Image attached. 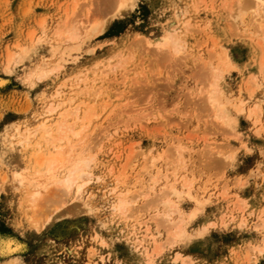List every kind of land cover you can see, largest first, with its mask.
<instances>
[{
  "label": "rangeland",
  "instance_id": "rangeland-1",
  "mask_svg": "<svg viewBox=\"0 0 264 264\" xmlns=\"http://www.w3.org/2000/svg\"><path fill=\"white\" fill-rule=\"evenodd\" d=\"M205 1L137 0L133 8L123 12L120 16L114 17L105 31L95 36L85 37L76 48H71L72 46L69 45L70 50L66 47L68 50L66 49V55L64 54L65 56L63 57V62L66 61L64 62L63 72L60 71L54 74V77L52 75L35 87L30 88L19 79L23 72L21 63L15 65L13 70L5 67L3 55L5 56L6 46L13 47L14 42L17 40L22 41L21 39H25V43L28 40L26 44L31 45L34 43V45H31V47H34L33 59L34 61L38 60L42 55L51 54L48 47L50 35L51 38H56L53 30L54 28L57 29L55 26H57L59 18H61L59 21L63 22L62 19L70 14L68 18L71 17L73 19V21L68 19L70 24L75 22L77 25L79 23L77 26L81 27L83 21V25L89 26V20L91 22L93 20L100 23L107 22L112 17L114 9H111L105 0H77L76 2L79 3L76 5H74L73 0H0V78L6 80L3 85H0V132L6 124L17 119H30L33 125H36L37 115L42 110V105L49 101L50 92L53 91L52 88H58L59 84L65 83L63 81L70 74L83 72L89 68L90 71L86 73L91 78L95 73L91 68H94L96 62H102L99 64L100 68L96 70V73H99L100 69L103 71V67L104 69L108 68V66H105L106 64L117 62L125 55H132L127 67L131 69V74L136 78L128 82L127 87L120 83L119 79L108 69L110 73L104 70L105 74H102V79H104L103 75H105L104 77H106L107 81L103 80V83L98 82V84L102 83L106 87V92H108V89L112 90V88H115V90L117 88L118 90L121 88L128 90L124 93V96H126V102L129 101L130 103L124 106L123 109H129L130 111H125L127 114L124 112L120 118L122 117L124 120L131 118L132 120L134 117L139 116V114L136 115L137 113L145 110H149L151 114L145 120L146 123L144 121L142 125L133 123L134 125L130 124V126L126 127L121 123L122 127L120 126L113 136H109V131L113 129V126L105 127V124H108L107 121H105L106 123H101V125L99 124L98 127L104 126L107 128L108 133L104 130L105 128L103 132L101 131L102 128L101 130L97 128L95 131V135H99L98 140L104 139L103 142L102 140L101 142L99 141L102 146L100 144L96 146L99 142H94L93 139H96L95 135L90 137L93 140L92 144L96 146V151L102 148L101 151L96 152L97 158H101L98 163L106 161L107 163L104 164L109 165L111 161L113 164L114 160L119 157L115 160V164L120 166V162L123 164L126 161L127 153L134 144L132 148H136V155L133 152L132 162L134 163L133 165L131 163L133 170L129 166L128 170H130L131 175L127 170L130 175L128 179L131 183L133 181L136 182L134 187L139 188L143 183L145 187L151 182L150 172H144L141 168L147 157L144 155V158L142 154H147L148 157L152 155L153 160L155 157H159V153H163V157H160L161 159H155L156 166H153L149 171L154 173L158 166L163 167L165 170L168 167L166 161L176 158L175 148H172L174 144L186 143L185 141L188 140L186 135L193 131L191 127L193 124L198 125L199 128L197 130L199 131H196L198 134H195L194 131V133H191L196 136L190 144L192 147L191 152L190 154L185 152V157L189 161L193 160L203 170V174L199 175L200 171L197 174L201 178L197 181L195 193L202 194L198 199L210 197L209 202L205 203L202 207L203 210L197 217L190 219L187 229L193 232V230H198L199 227L204 226L205 223L216 225V227L209 230L207 237L198 239L185 247L176 246L170 248L165 245L166 248L160 255L153 260H148L142 255L141 246H138L142 231L140 230L138 235L132 234L131 230L129 229V231L122 221L112 220V218L104 215L99 219L91 215H82L76 219H64L51 226L34 229L27 222L24 212L15 208L14 196L6 195L4 191L0 190V264H10L11 262L9 261L12 259L16 260L15 257L18 259L16 264H181V261L175 260L178 253L185 255L189 260L192 259V262L195 261L197 264H264V251L262 252L260 249L255 248L257 245L264 244V167H261V161L257 159L255 165L258 171H254L251 176L246 175L240 168L225 170L221 167L222 155H224V152L225 155L228 154L230 147L232 145L237 146V142L232 138L231 130L227 126L223 127V125L217 124L216 120L210 119L208 110H205L207 106L204 105L203 101L206 92V78H208L205 77L208 74H206V66H203L205 64L204 61L207 60V57H210L209 61L213 60L214 63H217L220 54H218V50L222 52V48L225 47L229 51V57L236 64V67H231L225 72L227 81L233 89V95L240 94L239 92L241 91V97L246 101V106L249 104L251 106L254 102H258L260 105L259 109L261 111L258 112V123L255 124L253 120L250 122L245 120L244 123L253 132L260 127L261 122L264 124V117L260 114V112L264 113V73L259 75L257 81L252 77V75L258 73L259 65L264 59V45L261 44L264 43V39L258 44L254 39L251 40L247 36H242L234 24L226 22L227 7L223 6L226 0ZM234 4L235 9L238 5ZM184 8H187L184 14L179 16L175 14L178 10H184ZM89 9H91V12H89ZM43 18L45 20L43 24L47 27L40 23ZM172 20L174 22L178 21L177 23L181 26L188 20L192 25L186 30L184 28L185 25H183L180 31V33L186 31L181 34L186 41L184 48L186 51L184 50L182 54L180 51L178 57H175L178 54L173 55L172 58H169V61L163 55L162 59L160 57L161 54L158 55L159 51L154 50L153 47L150 48L139 44L143 38L139 33H143L144 36H153L159 30L161 23L164 25ZM60 22L58 23L59 27L61 26ZM88 22L89 24H87ZM207 22H209V25L207 24L206 27ZM42 26L46 28L48 39ZM32 31H36L34 40L29 41L31 40L29 38ZM51 31L52 33H50ZM41 34L42 37L46 36L43 40L47 41L37 40V37L41 36ZM58 46L59 50H62V47L66 45L59 43ZM134 48L140 51L132 50ZM69 51L71 52L67 54ZM133 51L136 52V56ZM141 53L144 54L143 61L140 60L142 57L140 56ZM66 58L67 60H65ZM90 74L91 76H89ZM253 81L254 83L257 82L259 87L256 83L257 87L254 86ZM66 85H68V81H66ZM111 90L109 92L113 94L111 95L108 92V94L104 95L105 98H114L115 92ZM141 107L144 108L142 109ZM137 110L138 112L135 113ZM242 113L247 115L246 111ZM230 114L237 121V127L242 128L243 125L240 124V120L243 117L239 116L235 110H232ZM164 117L169 121L167 122L168 124L163 123L166 120L165 118L163 121ZM116 118L112 119L115 121ZM189 119L190 121H188ZM104 133L107 134L108 138H106ZM256 140L255 136L250 135L245 130L244 143H255ZM115 141L120 144L115 143ZM224 142H229L228 144L232 145L230 147L228 144H226L228 147L224 144L221 145ZM116 144L118 150L115 149ZM130 144L132 145L130 146ZM109 145L111 148H109ZM211 145H213L214 149ZM224 146L227 148H224ZM119 147L121 151H119ZM122 147L124 150H122ZM211 148L213 151L210 152L213 153L216 150L217 153L208 152ZM1 149H3V152L0 153V161L5 163L12 162L14 159L12 150L9 146L3 145L0 140ZM219 149L223 151L221 155H219L220 153L218 154V151L220 152ZM111 152H113V155ZM117 152H119V156L115 155ZM154 154L157 156L153 157ZM188 154L190 157H188ZM151 157H149V160ZM243 159L245 160L244 167L247 168L248 157ZM146 161L150 164L148 159ZM0 166L1 171L4 165L1 164ZM140 170H142L143 174L140 173ZM134 171H138L136 172L137 174L134 175ZM249 171L253 170L249 169ZM3 173L4 171L2 170L0 177ZM134 176H139L136 178L141 179V182L140 180H135ZM238 176L243 177L245 181L239 187L236 186ZM144 179L149 182L144 181ZM205 180L208 181V187L202 188L200 183L203 184ZM136 189L134 188V190ZM139 190L134 191V197L131 200L134 203L133 206L137 208L139 207L138 205L142 206L141 204L150 200L149 197L148 199H143L141 195H138ZM223 190L229 194L223 195ZM151 194L153 195L154 193L152 192ZM195 201L187 197L180 201V205L186 213H189L196 206ZM144 209L145 207L139 208V211L143 212L142 210ZM146 209L144 210L145 213L140 214L146 215L149 211ZM149 212L155 213V208ZM102 220L106 226H104L105 224L99 226ZM155 224L154 222L153 225ZM96 229H101V235L97 239L95 238ZM160 230L164 231L163 227ZM101 237L106 242H100ZM161 239L163 240L164 238L161 237ZM7 241L17 243L19 247L15 250L1 249V244H5ZM7 260H9V263Z\"/></svg>",
  "mask_w": 264,
  "mask_h": 264
},
{
  "label": "bare ground",
  "instance_id": "bare-ground-1",
  "mask_svg": "<svg viewBox=\"0 0 264 264\" xmlns=\"http://www.w3.org/2000/svg\"><path fill=\"white\" fill-rule=\"evenodd\" d=\"M73 1L74 5L79 3L76 2L77 0ZM105 1L106 3H108V6L111 9H114L112 17L107 22L100 23L99 21L95 20L91 22L88 19L90 25L86 26L82 24L84 22L81 20V27H78L77 25L79 23L77 25L75 24V22L74 24H70L69 20L72 18H68V15L70 14H65L67 17L62 19L63 22L59 21L61 18L58 19V21L61 23V26L59 27V22L57 21V26H55L57 27V29L54 28L53 30V32L55 31L54 36H56V38L53 39L50 35V43L48 42V47L51 52L50 55H42L40 58H38V60L36 59L34 61V47H31V45H34V43L32 42L33 44L31 45L26 44L28 43L27 38L26 43L24 41L25 39H21L22 41L17 40L16 42H14L13 47L6 46L5 56L3 55V62L5 64V67L7 69L13 70L15 65L21 63L23 72L19 76V79L30 88L35 87L41 81L51 77L52 75L54 77V74L59 73L60 71L63 72V67L65 64L64 62H66H63V57L66 55V49H70L69 45L72 46L71 48H76L85 37L95 36L96 34L105 31L114 17L120 16L123 12H126L128 11V9L133 8L135 2H137V0ZM230 1L231 0H226L223 5L224 7H227V14L225 18L226 22L234 24L238 31L241 32L240 34L242 36H247L251 38V40L254 39L258 44L261 43L264 39V0H232V4ZM233 2L238 5L235 7V9V4ZM121 5H124V7H121ZM211 6L213 7L212 4ZM87 8L89 7L87 6ZM185 9L187 8H184V10H178L177 12L175 10V14H177L178 16L180 14H184ZM90 10L91 9H89V12H91ZM61 17L63 18V16ZM44 21L45 20L43 18L41 19L40 23L43 24ZM89 22L87 24H89ZM177 22H174L172 20L171 22L165 23L164 25L161 23V25L159 26V30L156 31L153 36H144L143 33H139V35L143 37L140 40L141 43L139 44L145 45L150 48L153 47L154 50L159 51L158 55L161 54L160 57H162L163 55V57L169 59L170 57L172 58L173 55L175 56L177 54L178 55L175 57H178L180 55V51L181 54L184 53V48L186 45V41L181 36V34H184L186 31L180 33L181 28L183 25H185L184 28L186 30L187 28H190L192 24L188 20L186 22L183 21L185 24H183L182 26ZM207 24L209 25V22L206 23V27ZM43 29L45 30L46 28L44 27ZM48 30L50 31V29ZM35 32H30L31 35L29 39L31 40L29 41L34 40L33 38L35 36ZM50 33H52V31ZM46 36L44 35L43 38L41 34V36L37 37V40H43ZM59 43L65 44L66 46L62 47V50H59ZM261 44L264 45V43ZM132 50L136 49L134 48ZM136 51L138 52L140 50ZM221 51L222 52H219L218 50V54H220L219 56L217 55V63H214L213 60L209 61L210 57H207L206 61L203 60L205 64L202 63L203 66H206V74H208L207 76H205L208 78H206V92L204 97L205 99H203L204 105L207 106L205 110H208L210 119L216 120L218 122L217 124H221L223 125V127L227 126V124L231 120L235 119L234 116L230 113L232 110L237 111V109H239L240 112L246 111L247 114L251 113L254 118L253 122H255L256 124L259 120L258 112L261 111L259 109L260 105L258 104V102H254L251 106L250 104L246 106V101H244L241 97V91L239 92L240 94L233 95V89L227 81L225 72L231 67H236V64L229 57V51L225 47H223ZM70 52L71 51H69L67 54H69ZM133 52L136 56V52ZM144 54L141 53L140 55L142 56L140 58L141 61H143ZM130 57H132V55H125L117 62L106 64L105 66H108V68L104 69L103 67V71H101L102 69H100L99 73H96V70L100 68L99 64H101L102 62H96V64H94V68H91L92 71H95L92 76V73L89 75L91 76V78L87 75L90 69L87 68L85 70V67L83 68V70H85L83 72H79L76 74L74 72V74H70L69 76L66 75L68 77L63 81L65 83H61L59 85L57 84L58 88H52L53 91L50 92V88L48 87L50 92V99L46 104L42 105V110L37 115L36 125H33L32 120L30 119H17L16 121L8 123L4 126V129L0 132V140L3 145H7L10 147L13 152L14 159L10 163L0 161V163L3 164V167L5 168L1 169V171L3 170L4 173L0 177V190L4 191L6 195L14 196L15 208H17L18 211L24 212L27 222L34 229H40L41 227L49 225L51 226L56 222L62 221L64 219H76L81 217L82 215L95 216L97 217V219L104 215L112 218V220L116 219L120 222L122 221L126 228H128V230H131L132 234L138 235L139 231H142V235L138 240V246H141V252L143 253L141 254L144 255L148 260H153L164 251V248H166L165 245L167 246L168 242L174 239L178 233L192 235L193 232H190L187 229V225L190 222V219H192L191 215L193 211H196L198 215L203 210L202 207L205 205V203L209 202L210 196L207 198L204 197V199H198L202 194L195 193L197 181H199L201 178V176H198L197 174L199 171V175L203 174V170L200 169L193 160L192 161L194 164L192 163V161H189L188 158L185 157V152L189 154L191 152L192 147L190 144L193 142L194 137H196L191 133L195 132V134H198L196 133V131H199L197 130L199 128L198 125L193 124L191 128L194 132H188L190 134L186 135L188 137V140L185 141L186 143L174 144V147L172 148H175L176 158L170 161H166L168 167L165 168V170L163 167L158 166L155 172L151 173L149 169H151L153 166H156L155 159L157 157L155 156L157 155L154 154L153 157L155 158L153 160L151 157L152 155H150L149 157H151V159L149 160L148 155L141 152L143 153L142 156H147L146 159H148V161L150 162V164H148L145 159V163H142L141 166L144 172H150L149 176L151 184L149 183L145 185V187L144 183L141 185L142 187L140 186L141 188L134 187L136 182L132 180L133 182L131 183L128 179V177H130L131 175V173L129 172L130 170H128L130 168L129 166H131L132 169V165L134 163L132 162V156L134 153L136 155V148L133 147L134 150L132 148V146L134 145L133 143V145L130 144V146L132 145L131 147L129 146L131 148L129 149L130 151L127 150V158L123 155L124 158H126V161L123 162V164L122 162H120V166H118V164H115V160L119 157L114 160L113 164L110 160L109 161L111 162V164L109 162V165L104 164L107 163L106 161H102L103 163L100 161V163H98L101 158H97V153L101 151L102 148L99 149V151H96L95 148L96 146H98V144L101 145L100 142L102 139L100 138L101 140H98L99 135H95V131L97 128H99V124L101 125V123L107 121L108 124H105L106 122L104 123L105 127L109 125L113 126V129L111 128L112 130L109 131V136H113L118 131V128H120V126L122 127L121 123H123V125L126 127L130 126V124L133 123L142 125L151 114L149 110H145L144 112L141 111L142 113H137V110L136 112H134L137 113L136 115L139 114V116L134 117V119L132 120L131 118H126L127 120L122 119V117L120 118V116H123V113L125 111H130L129 109H123L124 106L130 103L129 101L126 102V96H124V93L128 90H125L123 88H121L120 90H118V88L117 90H115V88H112L113 91L111 89H108V92L110 90L112 92H115L114 98H110L108 95L107 96L109 98L104 97L106 93L108 94V92H106L105 90L106 87L102 85V83L104 82L103 80H106V77H104L105 75H103L104 79H102V74L105 71L107 72L108 70H110L114 74V76L119 79V82L122 83L125 87H127L128 82H131L133 78H136L131 74V69L127 67L130 62ZM165 58L164 60H166ZM65 60H67V58ZM119 70L122 71L119 72ZM110 71L108 72L110 73ZM257 72V74L252 75L255 81H257L260 74L264 73V59L263 62H261V64L259 65V69ZM66 81H68V85H66ZM5 82V79L0 78V85H3ZM98 82L102 83L98 84ZM255 83L257 84V82ZM255 83L253 84L254 86H256ZM122 84L120 85L123 86ZM187 112L186 114H188ZM112 118H116V120L114 121ZM165 118L166 117L163 118V121L165 120ZM111 119L113 122H110ZM188 121H190V119ZM167 122L169 121H167L166 118L163 123ZM105 127L101 126L98 130H101L102 128V132L104 130H106L107 132V128ZM206 127L208 128V126ZM207 130L210 131L209 129ZM202 133L204 132L202 131ZM92 135H95L96 138L93 139L94 142L100 141L96 144V146L95 144H92L93 140L90 139ZM105 135L106 138H108L107 134ZM117 142L118 141H115V143ZM228 143L229 142H224L220 144L226 145ZM117 144L115 145V149H117ZM230 145L232 144H228L229 147ZM211 147H213V145H211ZM227 147L224 146V148ZM232 147L234 146L232 145ZM109 148H111V146ZM211 149H209L208 152L213 151L214 147L212 150ZM122 150H124L123 147ZM119 151H121V149ZM223 151H218V154L220 153L219 155H221ZM2 152L3 149L0 150V153ZM112 153L113 152H111V154ZM118 153L119 152H117V154L115 155H118ZM147 153L150 154L149 152ZM213 153H217L216 150H214ZM162 154L163 153L158 154L159 157L157 158V160H159ZM189 154L188 157H190ZM127 170L130 175L128 174ZM136 172L134 171L133 174H137ZM140 173L143 174L142 170H140ZM109 177L112 179H110ZM134 177L135 180H140L141 182V179H137L139 176ZM145 180L148 181L147 179H144V181ZM207 182L208 181L205 180L203 184L200 183L201 187L207 188ZM157 184H159V186H157ZM137 186L139 185L137 184ZM133 187L135 189H140L137 194L141 195L143 199H148V197L150 199L147 200V202H142V206L138 205V208L134 207V203L131 202L134 197V191L138 190H134ZM225 191L223 192V195H228L229 193L227 194V192ZM152 192L154 193V196L151 194ZM187 197L190 200H196V206L193 207V209L189 213H186L180 205V201L186 199ZM144 207L145 209L147 208V211H151L153 210V208H155V213H150L148 211V214L146 213V215H141L140 213H145V209L142 210L143 212H140L141 210L139 211V208L142 209ZM102 222L99 223V226H103L105 224L104 222ZM154 222L157 225H153ZM104 226H106V224ZM161 227H163L165 232L163 230H160ZM95 232V238L97 239L101 235V229H96ZM102 237L100 238V242H106ZM161 237H163L164 239L162 240ZM18 247L19 244L13 243L12 241H7L5 244H1V249L3 250L7 248L9 250H15ZM255 248L260 249L263 252L264 244L257 245L255 246ZM187 258L188 257H186L185 255L178 253L175 260L181 261V264L191 263L192 259L189 260ZM15 259L16 260L12 259L11 261L7 260V262L9 261L11 262L10 264H16L18 259L16 257Z\"/></svg>",
  "mask_w": 264,
  "mask_h": 264
},
{
  "label": "snow or ice",
  "instance_id": "snow-or-ice-1",
  "mask_svg": "<svg viewBox=\"0 0 264 264\" xmlns=\"http://www.w3.org/2000/svg\"><path fill=\"white\" fill-rule=\"evenodd\" d=\"M124 7V5H121ZM237 113L239 116L243 117L240 120V124L243 127H237V121L231 120L227 127L231 130L232 138L237 142V146H234L229 149L227 155H222L221 167L225 170L240 168L242 172L246 175H253L254 171H258L255 165V161L258 159L261 161V167H264V124H261L254 132L248 128V125L244 123V121H252L253 116L251 113L245 115L237 109ZM261 116L264 117V113H261ZM245 130L249 132L250 135L255 136L257 138L255 143L245 141ZM244 157H248L247 164L248 167L245 168V160ZM252 169L253 171H249ZM245 183L243 177H237L236 186L239 187ZM66 210V209H65ZM62 214V213H60ZM197 215L196 211H193L191 218L194 219ZM51 223V221H50ZM216 227V225L205 223L203 227H199L198 230H193L192 235H187L183 233H178L174 239L168 242V247H185L198 239H202L208 236L209 230ZM191 264H197V262L193 261Z\"/></svg>",
  "mask_w": 264,
  "mask_h": 264
}]
</instances>
